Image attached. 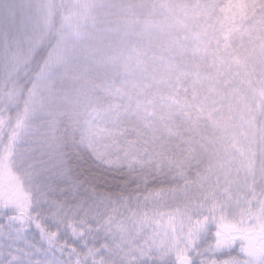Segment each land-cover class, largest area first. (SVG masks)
I'll return each instance as SVG.
<instances>
[{
	"label": "trees",
	"instance_id": "obj_1",
	"mask_svg": "<svg viewBox=\"0 0 264 264\" xmlns=\"http://www.w3.org/2000/svg\"><path fill=\"white\" fill-rule=\"evenodd\" d=\"M37 1L49 27L0 78V141L13 145L48 105L103 112L154 166L157 231L181 221L184 236L166 234L185 253L170 260L264 262V0H170L169 11L149 0ZM6 33L0 44L26 41ZM239 104L246 114L235 118ZM219 233L236 236L233 247L217 249Z\"/></svg>",
	"mask_w": 264,
	"mask_h": 264
},
{
	"label": "snow or ice",
	"instance_id": "obj_2",
	"mask_svg": "<svg viewBox=\"0 0 264 264\" xmlns=\"http://www.w3.org/2000/svg\"><path fill=\"white\" fill-rule=\"evenodd\" d=\"M0 264H176L159 223L163 187L108 117L48 105L0 141Z\"/></svg>",
	"mask_w": 264,
	"mask_h": 264
},
{
	"label": "rangeland",
	"instance_id": "obj_3",
	"mask_svg": "<svg viewBox=\"0 0 264 264\" xmlns=\"http://www.w3.org/2000/svg\"><path fill=\"white\" fill-rule=\"evenodd\" d=\"M35 6H37V11L31 12L29 9L28 2H32ZM20 0H7L3 5L1 2V5L4 6L3 8H0V26H4L7 24V32L6 35L8 36H18V33L21 32L22 34L26 35V41L22 43L20 41L19 43L9 44L8 42H3L0 44V78L8 76L12 73L13 68L11 65H9V60L11 61V55L15 54L16 52L24 51L25 54H33L35 50L38 49V47L41 44V33L43 29L48 28V13L42 6V4L37 0H25L26 3H19ZM158 3L162 4V7H164L165 10L169 11V6H172L174 1L170 0H149L150 5H157ZM231 17L235 15V10L232 9L230 13ZM233 19V18H232ZM168 26H170L171 29H174L176 27V22H167ZM169 28V29H170ZM44 36H46V33H44ZM10 47H17L15 50H10ZM22 49V50H21ZM32 49V50H30ZM30 50V51H28ZM7 56V57H6ZM238 80H241L244 83V78L241 76H238ZM244 100L246 98V95H240ZM242 104H239L236 113L234 114L235 118H241L246 114V111L243 107H241ZM15 184L17 183L12 180L11 183L8 181H5L4 184L0 185V196H7L10 191L18 190V187H15ZM174 225H177L178 227H170L168 225H163L162 229L160 230V239L163 245L167 248V250L171 253L172 256H174L177 260L181 258V255L185 253V249L183 246L179 245V243L175 242L173 245L171 244L173 236H168L166 232H168V229L171 230L172 233L175 232L177 228H180L181 235H185L184 230L181 226V221H177L174 223ZM159 226V225H158ZM161 228V227H160ZM218 241H217V249L219 250H226L228 248L233 247L235 243L236 236L233 235H226L223 233L218 234ZM261 247L264 251V240L261 242ZM180 246V250H178ZM170 258V256H169ZM250 259L246 260L243 264H263L262 259H256L254 258L253 263H249ZM263 262V263H262ZM226 264H233V263H226Z\"/></svg>",
	"mask_w": 264,
	"mask_h": 264
}]
</instances>
